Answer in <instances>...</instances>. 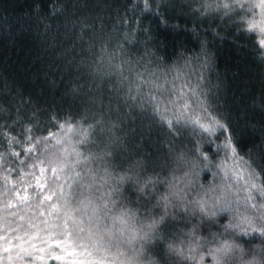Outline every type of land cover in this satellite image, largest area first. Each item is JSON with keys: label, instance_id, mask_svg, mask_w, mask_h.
<instances>
[{"label": "trees", "instance_id": "trees-1", "mask_svg": "<svg viewBox=\"0 0 264 264\" xmlns=\"http://www.w3.org/2000/svg\"><path fill=\"white\" fill-rule=\"evenodd\" d=\"M254 2L0 0V264H62L63 259L54 257L86 250L90 257L102 252L126 262L123 241L134 234L136 223L122 225L113 216L135 211L144 222L147 208L185 174L177 185L185 203L214 199L224 175L218 166L233 164L230 152L217 150L226 134L220 129L209 134L183 121L169 130L151 109L145 111L120 76L138 62L139 72L147 67L165 73L169 81L178 77V88L199 81L200 99L221 123L235 129L238 154L262 173L264 34L248 30L247 21L260 11L249 8ZM89 125L93 135L88 143L67 131ZM48 161L51 167L63 165L60 182L67 209H78L72 215L82 221L83 239L76 243L83 247L69 243L62 251L55 246L62 237L28 227L39 211L33 207L38 201L22 203L20 198H31L40 168L48 170ZM137 162L142 180L159 181L148 189L155 197L150 204L136 184L119 181L132 174ZM46 175L51 176L50 170ZM105 207L110 209L107 215ZM231 219V213H219L214 221H201L199 215L185 216L182 205L162 234L168 240L185 239L183 234L196 227V236L211 240ZM225 238L250 252L264 251V237L258 233ZM144 247L161 264H199L202 255L204 264H215L209 254L212 244L202 243L189 253L195 259L187 260L168 254L166 240Z\"/></svg>", "mask_w": 264, "mask_h": 264}, {"label": "snow or ice", "instance_id": "snow-or-ice-1", "mask_svg": "<svg viewBox=\"0 0 264 264\" xmlns=\"http://www.w3.org/2000/svg\"><path fill=\"white\" fill-rule=\"evenodd\" d=\"M224 7H228V5H224ZM240 7L243 8L244 4L241 3ZM249 8H258L260 11L258 14L253 12L252 19L247 21L248 30L250 32L259 31L264 34V0H256V2L249 5ZM260 44L264 47V40H261ZM138 65L139 62L137 65H130L120 73L121 83L127 82L129 84V93H136L132 98L139 100L145 111L151 109L153 117L158 116L161 124H167L169 130L181 121L191 123L194 127L198 126L203 132L209 134L215 133L217 129L222 130V133L226 134V139L222 145H217V150L222 148L226 152H230L231 156L228 159L232 160L233 164L229 167L224 162L218 166L224 175L221 184L214 189L217 194L210 201L200 199L185 203L184 197L181 195V189L177 185L187 177V174H185V177L175 179L169 184L167 194L160 195L156 203L152 204L151 208H147L145 220L149 222L147 224L141 223L139 237L135 234L136 230H133L134 234L128 242L130 243L131 240L137 238L145 243H150L153 240H166L167 253L175 255L181 260L195 259V255H189V253H194L202 243L214 244L219 242L218 247L209 249V254L216 261V264H222L225 259H238L240 264H252V262H246L244 259L246 255L245 248L229 239H221V237L231 236L236 232L244 235L255 232L264 237V180L260 179L264 169H262V173H257L251 169L244 157L238 154L233 139L235 129L229 124L221 123L219 119L211 114L210 106L200 99L202 93L199 91V81H197V86L185 82L178 88L176 86L178 77L169 81L165 78V73L150 72L147 67L143 72L137 71ZM119 68L120 66H117V69ZM124 71L128 73L127 76L124 75ZM133 73H135L134 77ZM162 79L163 83L160 82ZM166 85H171V87H166ZM67 131L80 135L81 143H88L93 135V126L89 125L87 128L77 126L76 128H69ZM47 139V137L44 138V140ZM59 142L58 140L57 143ZM261 152L264 154V145L261 146ZM202 155H204L205 160L208 159L207 155L203 153ZM52 163V161H48L50 166L48 170H50L51 176L46 175L48 170L43 167L40 168V175L36 177L31 198L27 194L20 198L22 203L28 202L29 199L38 201L33 207L39 211L34 212L32 220L28 222V227L39 231H47L52 234V238L62 237L55 245L62 251L69 243L73 247H83V245L76 243L83 239L81 234L84 232V228L80 226L82 221L77 222L72 215V212L78 211V209H67V193L64 190V185L60 182L63 165L57 163L56 167H51ZM139 167H141V163L137 162V165L129 170L132 174L119 177V181L121 183L129 181L136 184L141 194L147 193L148 203L150 204L155 197L152 192H148V189L150 186L155 188V184L159 181H154L151 178L142 180L137 171ZM205 167H207V164ZM53 184L55 187H52ZM25 191L27 192V189ZM241 193H243V196L240 195ZM17 195L19 196V193ZM113 204H115V201H113ZM182 205L185 216L199 215L201 221H214L219 213H231L232 219L223 225L222 232L213 233L211 240H202L196 236V227L183 234L185 239L168 240L162 234V229L171 226L169 224L170 220L177 219ZM6 207H13V205L8 204ZM102 211L107 215L110 209L105 207ZM23 219L21 217V220ZM112 219L122 225L127 224L129 221L136 219V212L122 211L120 214L113 216ZM118 230L123 234L122 229ZM108 232L110 233L111 229H108ZM16 239L18 240L20 237H16ZM30 240L31 237H29ZM8 251V248L4 249V252L7 253ZM24 251L26 255H31L26 250ZM68 255L71 256L72 253H68ZM81 255L84 258L74 260L73 264H91L87 260V257L91 256L90 251L86 250ZM261 257L264 261V251H261ZM54 259L60 260L62 257L56 256ZM200 259L203 260V257Z\"/></svg>", "mask_w": 264, "mask_h": 264}, {"label": "clouds", "instance_id": "clouds-1", "mask_svg": "<svg viewBox=\"0 0 264 264\" xmlns=\"http://www.w3.org/2000/svg\"><path fill=\"white\" fill-rule=\"evenodd\" d=\"M136 223V235L139 237V229L141 226V222L138 219L134 220ZM149 221L145 220L144 224H147ZM135 240L136 244L133 246L132 240L129 243L128 241H123L126 248V264H161V261L157 259L155 256H150L149 253L146 251L144 245L146 244L143 240L137 238L133 239ZM235 242V241H232ZM236 243V242H235ZM240 245V244H239ZM219 246V242L212 244L211 248H215ZM243 247L242 245H240ZM244 248V247H243ZM172 255V254H171ZM246 262H252V264H264V261H262L261 257V251L259 248H257L256 251H248L246 250V255L244 257ZM216 264V261H215ZM222 264H240V261L238 259H225L222 261Z\"/></svg>", "mask_w": 264, "mask_h": 264}, {"label": "rangeland", "instance_id": "rangeland-1", "mask_svg": "<svg viewBox=\"0 0 264 264\" xmlns=\"http://www.w3.org/2000/svg\"><path fill=\"white\" fill-rule=\"evenodd\" d=\"M262 40H264V39H262ZM84 253H85V251H84ZM201 257H203V259H204L203 255ZM83 258L84 257L81 256L80 254H74L72 256H66L65 258H62L63 259L62 264H73L74 260H80ZM120 258H115L109 254H106V253L103 254L101 252V254H98V256L90 257V259H87V260H89L91 262V264H126V262H124L123 259L122 258L120 259ZM200 258L198 260L199 264H204L203 260H201Z\"/></svg>", "mask_w": 264, "mask_h": 264}]
</instances>
